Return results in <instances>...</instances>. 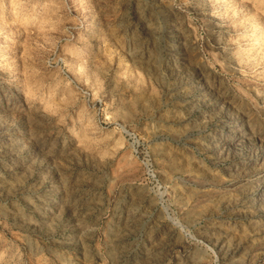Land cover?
Returning <instances> with one entry per match:
<instances>
[{"label":"rangeland","instance_id":"rangeland-1","mask_svg":"<svg viewBox=\"0 0 264 264\" xmlns=\"http://www.w3.org/2000/svg\"><path fill=\"white\" fill-rule=\"evenodd\" d=\"M0 264H264V0H0Z\"/></svg>","mask_w":264,"mask_h":264}]
</instances>
